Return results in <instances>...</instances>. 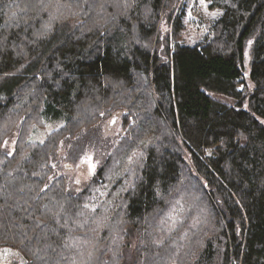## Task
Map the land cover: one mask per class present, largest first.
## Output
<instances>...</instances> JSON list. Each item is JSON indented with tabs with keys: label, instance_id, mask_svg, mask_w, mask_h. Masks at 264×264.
Wrapping results in <instances>:
<instances>
[{
	"label": "trees",
	"instance_id": "16d2710c",
	"mask_svg": "<svg viewBox=\"0 0 264 264\" xmlns=\"http://www.w3.org/2000/svg\"><path fill=\"white\" fill-rule=\"evenodd\" d=\"M207 1L189 44L182 0H0L6 264H125L131 230L130 264H264V0ZM121 109L83 189L51 179L60 141ZM46 112L64 123L30 139Z\"/></svg>",
	"mask_w": 264,
	"mask_h": 264
},
{
	"label": "rangeland",
	"instance_id": "374dc122",
	"mask_svg": "<svg viewBox=\"0 0 264 264\" xmlns=\"http://www.w3.org/2000/svg\"><path fill=\"white\" fill-rule=\"evenodd\" d=\"M180 9L184 10L185 14L183 18L184 27L179 41L195 44L211 36L212 26L220 15V11L211 8L209 1L182 0ZM249 52L250 50L247 48L245 51L246 73H248L250 67ZM215 96L229 103L235 102L228 96L220 94ZM123 113L124 110L122 109L116 110L93 126L82 128L74 136H65L50 158L54 168L51 179L57 176H64L70 192L82 190L126 133L127 128L122 123ZM43 118L44 124L32 127L30 139L43 141L50 131L58 128L65 121L63 115L54 118L50 112H46ZM15 143L16 132L10 135L4 143L8 153L14 150ZM172 214L174 219H179L178 212H173ZM136 243L137 234L131 230L130 237L125 241V264H130L133 261ZM11 258L10 250L0 247V264L10 263Z\"/></svg>",
	"mask_w": 264,
	"mask_h": 264
}]
</instances>
